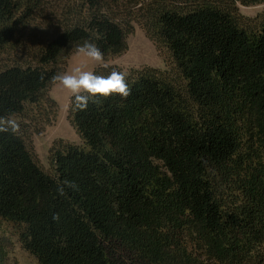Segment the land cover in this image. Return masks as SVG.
Returning a JSON list of instances; mask_svg holds the SVG:
<instances>
[{
    "label": "trees",
    "instance_id": "16d2710c",
    "mask_svg": "<svg viewBox=\"0 0 264 264\" xmlns=\"http://www.w3.org/2000/svg\"><path fill=\"white\" fill-rule=\"evenodd\" d=\"M80 2L33 61L0 70V116L21 123L0 133V220L39 264H264V9L238 7L264 0ZM45 3L0 0V53ZM136 24L173 67H96L125 72L131 95L71 101L81 142L55 143L45 170L27 142L44 127L27 120L54 117L52 77L85 40L125 53ZM10 247L0 229V264Z\"/></svg>",
    "mask_w": 264,
    "mask_h": 264
},
{
    "label": "rangeland",
    "instance_id": "374dc122",
    "mask_svg": "<svg viewBox=\"0 0 264 264\" xmlns=\"http://www.w3.org/2000/svg\"><path fill=\"white\" fill-rule=\"evenodd\" d=\"M80 3V0H46L41 15L25 32L22 45L7 53H0V70L11 64L33 61L44 38L64 20L72 18L74 12L79 10ZM238 7L243 21L257 18L264 9V5H238ZM127 41V51L121 55L109 57L106 59L107 63L120 65L126 70L152 67L167 71L173 67L169 52L166 49L160 50L139 24L135 25V30L128 35ZM81 63H87V70L92 71L100 66L99 63L87 60L86 57L74 51L68 58L64 71H70ZM49 95L57 102L56 112L51 122L49 124L43 122L39 113L36 114L37 120H27V123L33 126L44 127L40 133H36V130L32 128L35 132L29 134L27 142L37 162L47 171L51 170L49 157L55 143L60 141L81 142L69 118L71 94L58 83H53L49 88ZM0 229L10 238L11 242L8 264H39L36 258L21 246L14 234L15 231L7 221L0 220Z\"/></svg>",
    "mask_w": 264,
    "mask_h": 264
},
{
    "label": "clouds",
    "instance_id": "9594fccd",
    "mask_svg": "<svg viewBox=\"0 0 264 264\" xmlns=\"http://www.w3.org/2000/svg\"><path fill=\"white\" fill-rule=\"evenodd\" d=\"M75 52L87 60L99 63L105 69L109 68L104 53L94 41L85 40L76 45ZM52 81L71 94L75 111H86L90 103H100L101 98L108 99L118 95L126 99L131 95V85L125 72L113 68L107 75H97L94 71L87 70V63H81L70 71L58 72L52 77ZM20 132L21 123L14 115L0 116V133L18 135Z\"/></svg>",
    "mask_w": 264,
    "mask_h": 264
}]
</instances>
